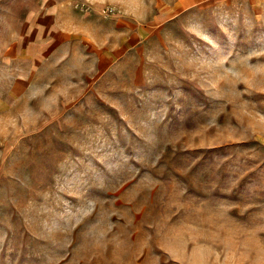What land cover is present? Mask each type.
I'll return each instance as SVG.
<instances>
[{"label": "rangeland", "instance_id": "374dc122", "mask_svg": "<svg viewBox=\"0 0 264 264\" xmlns=\"http://www.w3.org/2000/svg\"><path fill=\"white\" fill-rule=\"evenodd\" d=\"M0 264H264V0H0Z\"/></svg>", "mask_w": 264, "mask_h": 264}]
</instances>
